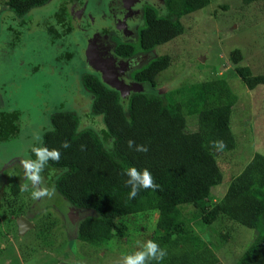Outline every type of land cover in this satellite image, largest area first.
I'll use <instances>...</instances> for the list:
<instances>
[{
	"label": "trees",
	"instance_id": "16d2710c",
	"mask_svg": "<svg viewBox=\"0 0 264 264\" xmlns=\"http://www.w3.org/2000/svg\"><path fill=\"white\" fill-rule=\"evenodd\" d=\"M48 1L7 0L11 11L8 28L17 29L12 22L21 17V30L33 29V20L25 15ZM70 1L59 4L50 17H55L53 22L49 18L38 21L40 27L62 38L68 35L73 26L67 7ZM255 1L264 2L242 0L244 4ZM210 2L163 0L162 6L145 7L144 26L139 31L140 47L149 50L183 34L185 26L181 19L204 9ZM223 7L226 9L227 5ZM115 51L126 59L135 54L136 48L130 42L120 43ZM242 51L234 48L230 52L229 58L236 64L235 73L250 90L264 86V73H254L249 66L240 64ZM171 61L169 54L158 56L134 70L133 79L154 84ZM81 80L93 96L90 114L101 115L104 127L100 131L91 126L83 128L75 112L57 111L51 115L41 143L28 149L31 160L36 159L33 147L60 151V158L49 159L41 170L40 183L54 186L55 193L68 206L89 211L76 228V239L81 245L104 246L115 237L123 238L129 224L122 217L155 211L158 217L150 240L165 248L167 254L159 262L146 257L147 264H205L200 252L206 243L191 220L219 228L228 223L229 228L242 225L257 230L255 239L234 264H264V154L254 152L248 157L241 171L229 175L226 192L212 202L213 187L224 180L218 156L236 149L239 142L232 129L237 96L227 81L217 77L203 82L201 108L196 114H187L181 103L169 102L149 91H132L124 100L119 90L94 73H84ZM21 115L19 109H0V141L11 140L20 133ZM130 139L134 141L132 148L128 147ZM216 141H223L224 148L219 149ZM65 142L67 147L62 146ZM136 144L147 145L148 151H135ZM130 166L138 170L147 168L158 187L141 188L130 199V186L125 183L128 179L125 172ZM12 187L14 193L21 190L18 184ZM225 233L220 234L221 240L231 235ZM61 259L72 262L69 256ZM61 259H55L54 263Z\"/></svg>",
	"mask_w": 264,
	"mask_h": 264
},
{
	"label": "rangeland",
	"instance_id": "374dc122",
	"mask_svg": "<svg viewBox=\"0 0 264 264\" xmlns=\"http://www.w3.org/2000/svg\"><path fill=\"white\" fill-rule=\"evenodd\" d=\"M6 1L0 0V109L21 110L22 125L17 136L0 141V264H57L55 259L63 256H69L75 264H121L124 255L140 250L143 243L151 239L158 213L149 211L122 217L121 220L129 224L123 238L115 237L104 246L88 244L83 247L76 239V228L89 211L68 206L57 193L51 198L33 199L31 192L42 185L40 182L34 185L27 178L23 164L29 159V147L41 143L44 131L50 126V117L57 111L75 112L83 128L91 126L100 131L104 127L101 115L90 114L93 96L81 78L89 72L103 81L101 73L86 56L85 47L97 28V17L108 11L111 0H71L67 3V7L74 4L70 9L77 12V16L74 13L71 16L72 30L63 38L40 27L38 21L56 20L50 18L51 15L67 0H49L30 10L25 15L33 20V29L29 30H21V17L12 22L17 29L8 28L11 11ZM143 2V9L152 3L163 5V0ZM82 13L88 18H82ZM143 18L131 24L123 20L127 28L134 31L126 40L136 48L131 56L135 65L127 70L126 65L120 63L119 69L135 81L134 70L158 56L169 54L172 61L156 77L154 84L127 82L130 87L123 95L124 100L132 91H149L164 96L169 102L181 103L187 114H196L202 105V83L217 77L224 78L237 96L232 129L239 142L236 149L218 156L224 180L212 189V202H215L226 192L230 174L241 171L254 152L264 154V86L250 90L235 73L236 64L229 58L234 48H240L244 55L240 64L249 66L254 73H264V2L244 4L242 0H211L204 9L181 19L185 26L183 34L149 50L142 49L139 43ZM112 25L109 22L101 25V29ZM111 38L117 43L124 41L118 34H112ZM99 47L98 43L93 45L97 57ZM111 71L120 79L118 69ZM195 128L192 121V129ZM14 184L20 185V192L14 193ZM39 204L42 209L36 214V228L17 233L14 218L32 211L34 206L38 210ZM191 221L206 243L200 252L205 264H234L258 234L257 230L242 225L229 228L230 224L224 223L225 227L219 228L200 220ZM225 232L231 235L224 241L220 234Z\"/></svg>",
	"mask_w": 264,
	"mask_h": 264
},
{
	"label": "flooded vegetation",
	"instance_id": "af4514ba",
	"mask_svg": "<svg viewBox=\"0 0 264 264\" xmlns=\"http://www.w3.org/2000/svg\"><path fill=\"white\" fill-rule=\"evenodd\" d=\"M143 3H144L143 0H111L108 4L109 5L108 11L104 12L101 17H97V18H98V22L101 25H107V24H109V22L113 25L111 27L105 26V28L103 27L101 29V25L98 23L95 31L99 30L102 33L100 34V32L96 33L95 31H93L92 32L93 34L91 33L89 40L86 42V47H85V51H86L89 46H92L93 43L94 44L98 43L100 46L99 48H101V49L99 50V52H100L99 56L100 57L97 58V61L108 59V57L114 56L116 58L115 63L117 65L116 67H118L116 69H118L119 77L122 78L123 81H125L126 83L128 82L131 84H135L136 82L133 80H130L128 78V74L126 72L123 73V70L119 69V66H120V63H122L123 65H126L127 70H129L133 65H135V62L132 59L133 57H131L130 59H123L116 54L115 49H116V46L119 45L120 43H129V41L126 40L127 37H130V35H134V31L131 29H128L125 21H123V20H126V19H127V21L129 20L130 24L134 23V22L139 23L140 17H141V19L144 17V9L145 8L143 9V6H144V5L142 6ZM69 6H68V13H69L70 18H71V16L73 17V13L77 16V12L71 10V9H73L74 4H72L71 7H69ZM117 8H118V10H117ZM120 14L122 17H119ZM142 15H143V17H142ZM82 18H88V15L87 14L85 15V13H84ZM43 19L44 18H42L41 20H43ZM72 21H74V20H72ZM144 21L145 20L143 18V24H144ZM89 22L95 23L93 21H89ZM112 34H114V35L118 34V36H120L122 38V41L123 40L124 41L117 43V41H115L111 38ZM115 39H116V37H115ZM104 47H106L108 50H105ZM124 70H126V69H124ZM38 202H40V201H38ZM39 206H40V208L38 210H36L35 206H34V209L32 211H25L24 213L17 216V218L16 217L14 218L15 225H16L15 230L17 233L19 232V227H20L18 224V219L21 217H23V218H25L31 222V225L29 224L27 227H26V224H23L26 227L24 230L25 232H30L31 230L36 228L34 226V224H35L34 221L37 218L36 214L38 212H40V210L42 209V206L40 204H39Z\"/></svg>",
	"mask_w": 264,
	"mask_h": 264
},
{
	"label": "clouds",
	"instance_id": "9594fccd",
	"mask_svg": "<svg viewBox=\"0 0 264 264\" xmlns=\"http://www.w3.org/2000/svg\"><path fill=\"white\" fill-rule=\"evenodd\" d=\"M216 145L219 146V149L224 148L223 141H216ZM134 144L133 140L128 141V147L132 148ZM63 147H67V143L65 142ZM135 151L137 152H147V145L136 144ZM32 152L35 154V160H25L23 162L25 168V174L29 180L35 185L41 180L40 172L47 163L49 159L58 160L60 158V151L58 149L49 150L47 147H33ZM125 175L128 179L125 181L127 185L130 186V191L128 193L129 198H133L137 195V192L141 188H152L155 189L158 185L153 183V178L151 173L147 168H143L138 170L135 166H130L127 168ZM56 192L54 186L52 187H40L37 190L31 192V196L33 199H38L42 197L51 198ZM76 212V217H78V212ZM166 249L161 247L156 241L148 240L143 243L140 250L132 253L126 254L123 256L121 264H147L146 257L154 258L155 261L159 262L164 259L166 256ZM60 260L57 262H61ZM67 261V260H64ZM75 264V263H74Z\"/></svg>",
	"mask_w": 264,
	"mask_h": 264
},
{
	"label": "water",
	"instance_id": "95a60500",
	"mask_svg": "<svg viewBox=\"0 0 264 264\" xmlns=\"http://www.w3.org/2000/svg\"><path fill=\"white\" fill-rule=\"evenodd\" d=\"M93 45H94V43L92 44V46H90L86 50V56L88 58H90V62L92 64L93 68L101 73V75L103 76L102 79L107 85L119 90L122 96L125 95L126 94L125 92H127L129 90V87H130L129 84L126 83L125 81L121 80V78L119 79L117 77V74H115L114 72L111 71V69L113 70V68H118V67H116L117 65L115 63L116 58L114 56H112V57H109L108 59L96 61V63H95L94 61L97 60L98 57H100L99 56L100 52H99V50L98 51L95 50L96 53L99 54L98 57L95 56L94 52H93ZM108 67H111V69L109 70ZM136 91H140V90H136ZM18 224L20 226L19 227L20 233H24L25 228L29 224L31 225V222L29 220L21 217L18 219ZM23 224H26V227ZM59 264H74V263L63 260V261L59 262Z\"/></svg>",
	"mask_w": 264,
	"mask_h": 264
}]
</instances>
